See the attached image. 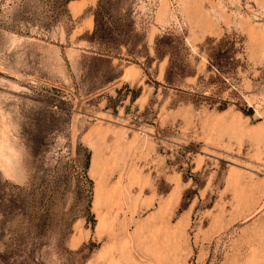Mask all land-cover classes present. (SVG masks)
I'll return each instance as SVG.
<instances>
[{
    "label": "rangeland",
    "instance_id": "374dc122",
    "mask_svg": "<svg viewBox=\"0 0 264 264\" xmlns=\"http://www.w3.org/2000/svg\"><path fill=\"white\" fill-rule=\"evenodd\" d=\"M49 3L0 0V264H264V0Z\"/></svg>",
    "mask_w": 264,
    "mask_h": 264
},
{
    "label": "trees",
    "instance_id": "16d2710c",
    "mask_svg": "<svg viewBox=\"0 0 264 264\" xmlns=\"http://www.w3.org/2000/svg\"><path fill=\"white\" fill-rule=\"evenodd\" d=\"M49 1H50L49 5H51V7H50L51 17L55 20V19H57L59 17V15L61 14V12H64L65 11L66 6L72 0H49ZM110 7L111 6H108L107 9H104L105 8L104 7L103 8V12H101L99 10V12H97L95 14V16H94L95 29H94L92 38H95V36H97L98 29H99V24L100 23H103L105 17H107L108 20H111L112 19ZM100 16H102V17H100ZM109 32H110V29L109 28H106L104 33L106 34V36H109L110 35ZM89 165H90V160H85V166H84V168L87 169L89 167ZM89 203H90V201H89ZM88 207H89V204H88Z\"/></svg>",
    "mask_w": 264,
    "mask_h": 264
}]
</instances>
